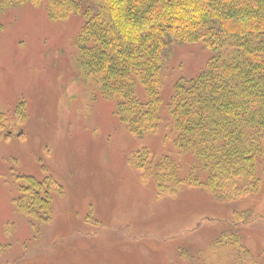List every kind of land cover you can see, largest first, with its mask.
<instances>
[{
  "label": "rangeland",
  "instance_id": "1",
  "mask_svg": "<svg viewBox=\"0 0 264 264\" xmlns=\"http://www.w3.org/2000/svg\"><path fill=\"white\" fill-rule=\"evenodd\" d=\"M83 23L80 14L53 21L45 5L29 3L0 13V264H236L233 244L213 242L245 209L255 213L239 225L242 245L264 264V186L221 202L187 186L159 197L153 180L142 181L133 151L169 156L183 178L196 161L178 151L165 112L158 132L133 136L117 100L104 98L79 62ZM177 55L164 77V106L174 83L201 71L211 52L188 44ZM27 175L51 176L61 189L50 222L16 208Z\"/></svg>",
  "mask_w": 264,
  "mask_h": 264
},
{
  "label": "trees",
  "instance_id": "2",
  "mask_svg": "<svg viewBox=\"0 0 264 264\" xmlns=\"http://www.w3.org/2000/svg\"><path fill=\"white\" fill-rule=\"evenodd\" d=\"M26 3L45 5L53 21L83 17L76 39L79 62L102 96L117 100L120 120L133 136L158 132L161 114L168 116L178 151L196 161L189 176L180 177L175 160L148 149L129 157L142 181L155 182L159 197L187 186L228 202L262 190L264 0H0V13ZM188 44H200L211 56L195 76L174 83L164 106L165 74L177 48ZM20 179L18 212L37 223L50 222L53 192L61 190L57 181ZM254 213L235 211L230 227L213 242L215 249L233 244L236 264H257L250 261L239 228Z\"/></svg>",
  "mask_w": 264,
  "mask_h": 264
}]
</instances>
